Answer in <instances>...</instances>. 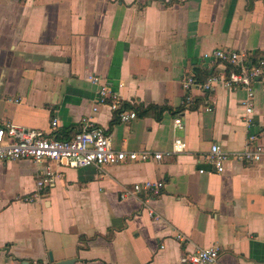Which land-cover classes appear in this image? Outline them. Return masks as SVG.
Masks as SVG:
<instances>
[{"label":"crops","instance_id":"crops-1","mask_svg":"<svg viewBox=\"0 0 264 264\" xmlns=\"http://www.w3.org/2000/svg\"><path fill=\"white\" fill-rule=\"evenodd\" d=\"M215 48L263 49L264 0H0V126L68 139L90 117L116 149L162 152L160 161L54 164L59 175L33 201L20 197L36 192L43 165L0 160V264H179L212 245L213 264H264V161L198 172L212 143L237 151L250 135L264 139L263 84L248 123L242 89L194 87L185 101L181 77L204 79L202 55ZM90 75L136 118L122 122L108 102L92 111ZM175 137L184 152H171ZM146 180L164 186L130 192Z\"/></svg>","mask_w":264,"mask_h":264},{"label":"built area","instance_id":"built-area-1","mask_svg":"<svg viewBox=\"0 0 264 264\" xmlns=\"http://www.w3.org/2000/svg\"><path fill=\"white\" fill-rule=\"evenodd\" d=\"M203 66L209 73L204 79H198L193 74L181 77V86L185 91V101H191L190 90L194 87L208 91L215 86L226 89H242L245 93L242 104L245 107L246 123L253 112L255 84L264 85V48L259 51H242L229 48H215L202 55ZM220 65L219 69L218 66ZM227 66L231 69L227 71ZM89 79L96 84V102L92 111L98 109L99 104L108 102L112 111H117L122 122H129L136 118L134 110L124 109L121 98L112 91L107 82L98 75H90ZM207 110L211 107L207 106ZM84 127L68 139H60L54 133L44 132L36 128H28L6 123L0 126V160L29 159L36 164L43 165L38 172L36 192L33 195L20 197L23 201H33L41 197V191L46 185L55 182L59 175L54 167L68 166L72 168L84 166H108L134 161H160L162 152L151 150L116 149L109 134L93 125L92 119H84ZM174 123L182 128L181 119ZM57 125V118H52L51 129ZM187 149V143L180 137L172 141L171 152L182 153ZM201 160L209 165L208 169L199 168V173H222L225 164L230 160L258 164L264 161V139L250 135L249 141L242 150L228 151L219 143H212L208 151L202 154ZM164 186L161 180H146L135 182L131 193L151 192L158 194ZM176 238L181 243H187V237L177 233ZM217 246L197 247L187 251L180 258L179 264H213L218 260Z\"/></svg>","mask_w":264,"mask_h":264},{"label":"water","instance_id":"water-1","mask_svg":"<svg viewBox=\"0 0 264 264\" xmlns=\"http://www.w3.org/2000/svg\"><path fill=\"white\" fill-rule=\"evenodd\" d=\"M74 259H66V260H61L57 261L56 264H73Z\"/></svg>","mask_w":264,"mask_h":264},{"label":"trees","instance_id":"trees-1","mask_svg":"<svg viewBox=\"0 0 264 264\" xmlns=\"http://www.w3.org/2000/svg\"><path fill=\"white\" fill-rule=\"evenodd\" d=\"M230 69H231V67H230V66H227V71L230 70ZM203 72L206 73L205 75H207V74L209 73V71L206 70V69H205ZM195 74L198 75V74H200V73L197 71ZM197 77H198V76H197Z\"/></svg>","mask_w":264,"mask_h":264}]
</instances>
